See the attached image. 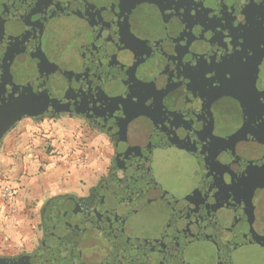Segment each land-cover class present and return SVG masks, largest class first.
<instances>
[{
  "label": "flooded vegetation",
  "instance_id": "obj_1",
  "mask_svg": "<svg viewBox=\"0 0 264 264\" xmlns=\"http://www.w3.org/2000/svg\"><path fill=\"white\" fill-rule=\"evenodd\" d=\"M46 83L0 148L65 116L112 154L0 264H264V0H0V122Z\"/></svg>",
  "mask_w": 264,
  "mask_h": 264
},
{
  "label": "rangeland",
  "instance_id": "obj_2",
  "mask_svg": "<svg viewBox=\"0 0 264 264\" xmlns=\"http://www.w3.org/2000/svg\"><path fill=\"white\" fill-rule=\"evenodd\" d=\"M58 121L59 118L51 121L53 123L50 122V124L54 125ZM6 144L5 140L0 148V246L13 251L24 245L25 242L30 243L33 240L38 210L44 199L38 197L30 198L32 191L27 188H25V195L19 198L18 189L23 187L20 180L23 171H20V176L15 178L12 171L7 168L8 164H5L4 159H1V155L6 153ZM64 144L67 146L66 150L70 151L66 159H73L75 162L60 161L55 166L70 167L75 172L86 175L89 178V182L94 181L104 171L109 162L107 156L112 154L111 145L107 139L96 134L93 130L87 129L79 120L76 122L75 130L71 135L59 137L54 133L47 139V155L51 157L52 151ZM11 157L19 159V157L22 158V154L11 155ZM78 158L81 161L76 162L75 159ZM42 165L44 164L41 163L39 172H45ZM77 183L80 186H85L88 183V179H78ZM63 185L65 186L66 184L64 183ZM6 186L13 189V200L7 199V196L4 195Z\"/></svg>",
  "mask_w": 264,
  "mask_h": 264
},
{
  "label": "crops",
  "instance_id": "obj_3",
  "mask_svg": "<svg viewBox=\"0 0 264 264\" xmlns=\"http://www.w3.org/2000/svg\"><path fill=\"white\" fill-rule=\"evenodd\" d=\"M35 121L25 118L19 122L9 132L6 138V153L1 155V159H4L5 164H8L7 168L12 171L15 178H18L20 171H23V175L20 177L23 187L18 189L19 198L25 195V188L31 189L30 198L41 199L61 192H81L86 189L87 186H80L77 180L88 179V186L93 183V180L89 182L86 175L79 174L70 167H63V165L57 167L50 163L51 157L47 155L46 151L47 139L50 136L54 133L59 137L71 135L78 121L65 116L60 117L58 123L54 125L50 124L51 120ZM17 154H22V158L11 157V155ZM41 163L46 164L43 167L45 172H39ZM87 175L89 176V174Z\"/></svg>",
  "mask_w": 264,
  "mask_h": 264
},
{
  "label": "water",
  "instance_id": "obj_4",
  "mask_svg": "<svg viewBox=\"0 0 264 264\" xmlns=\"http://www.w3.org/2000/svg\"><path fill=\"white\" fill-rule=\"evenodd\" d=\"M52 85L46 83L45 87H39L37 89H32L25 92L26 96H22L18 99H12V93L9 94V100L8 104L4 107H7L8 115L6 114L5 120L0 122V139L2 135L9 130V128L21 117L28 115L32 117H37L40 112H42L44 109H53L55 107L59 110H65L67 111L69 108V105H65V102H63L61 99L63 98V95L65 92H62V95H59L58 90L63 89L64 84L56 83V90L58 93V97L52 93L50 89ZM12 89V88H11ZM58 105V106H57ZM57 109V110H58Z\"/></svg>",
  "mask_w": 264,
  "mask_h": 264
},
{
  "label": "built area",
  "instance_id": "obj_5",
  "mask_svg": "<svg viewBox=\"0 0 264 264\" xmlns=\"http://www.w3.org/2000/svg\"><path fill=\"white\" fill-rule=\"evenodd\" d=\"M66 148H67V146L64 144L61 147L54 149L52 151V154H51L52 156H51V162L50 163L55 165V164H58L60 161H67V160H68V162H75L73 159H70V160L66 159L70 153V151L68 152L66 150ZM75 160H76V162L81 161L80 158L75 159ZM44 166H46V164L42 165V167H44ZM4 195L7 196V199L13 200V196H14L13 189L9 186H6L4 188Z\"/></svg>",
  "mask_w": 264,
  "mask_h": 264
}]
</instances>
